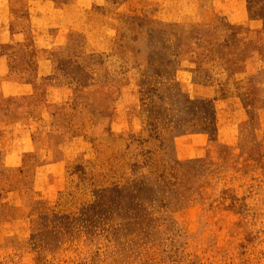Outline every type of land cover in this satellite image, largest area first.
Wrapping results in <instances>:
<instances>
[{"label": "rangeland", "instance_id": "obj_1", "mask_svg": "<svg viewBox=\"0 0 264 264\" xmlns=\"http://www.w3.org/2000/svg\"><path fill=\"white\" fill-rule=\"evenodd\" d=\"M0 264H264V0H0Z\"/></svg>", "mask_w": 264, "mask_h": 264}]
</instances>
